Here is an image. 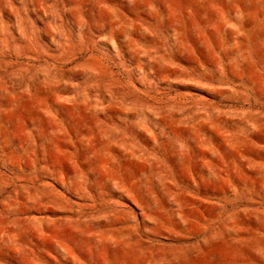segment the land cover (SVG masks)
Returning a JSON list of instances; mask_svg holds the SVG:
<instances>
[{
    "label": "rangeland",
    "instance_id": "1",
    "mask_svg": "<svg viewBox=\"0 0 264 264\" xmlns=\"http://www.w3.org/2000/svg\"><path fill=\"white\" fill-rule=\"evenodd\" d=\"M0 264H264V0H0Z\"/></svg>",
    "mask_w": 264,
    "mask_h": 264
}]
</instances>
